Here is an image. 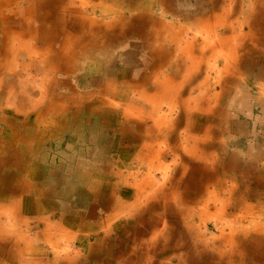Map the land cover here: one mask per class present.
Segmentation results:
<instances>
[{
    "label": "rangeland",
    "instance_id": "1",
    "mask_svg": "<svg viewBox=\"0 0 264 264\" xmlns=\"http://www.w3.org/2000/svg\"><path fill=\"white\" fill-rule=\"evenodd\" d=\"M4 1H6V3L9 2V0H3V2ZM120 1L121 0H64L63 6L60 3L59 7L61 6V13L67 8L64 12L66 15L63 16L61 21L56 22L54 20L53 25H51L54 28V34L57 38L59 33L56 31L61 30L60 22L61 24L62 22L65 23L66 29L64 35L69 36L67 38L61 37L60 40L54 41L56 42L54 48L57 53H64L57 54V60H65L68 64L67 61L69 60L64 52V42L73 37H77L80 40L82 32L86 31L91 24L95 27L94 31H97V27H99L97 19L102 17L101 9L104 8L101 7L100 4L103 3L105 6H116L118 8L120 5V10L116 11L117 14H121L120 12L122 9L127 11L128 14L124 21V34H126L122 36L121 41L113 44V46L97 47V51H95L93 47H90L85 51L86 55L84 54L83 56L81 51V60L73 64V67L75 66L76 68L74 76L72 78L67 75L59 76L61 80L65 82L61 85L62 89H60L64 92H69V86L74 85L76 87V84L78 87L77 91L80 93L82 91L93 92L96 89L101 95L107 85L120 91L121 96L116 94L112 95V93L108 95L113 104H100L99 97H94L93 99L87 100V103L81 102L82 104L76 107L69 104L67 105L72 106L73 109L66 110L62 107L60 110L59 107H61L62 101L60 98L58 99V96L54 93L52 95L54 104L51 105L48 100V105H50V108L53 110L49 112L47 118L44 117L45 119H36V114H31L32 112H39L40 109L37 111H29V113H27L29 114L28 116L25 113L26 109L20 112L17 111L13 97L10 99V103L7 104L5 112H0V121L3 119L1 115L3 117L4 115L8 117L10 122L13 121L8 124L0 122V238H4L0 240V259L9 256L10 259L7 260L6 264H29L30 261L35 258V264H45V262L41 263L36 256L34 257L31 253L27 254L25 257L22 256L23 252L19 249L20 245L18 246V244L14 242L15 240L18 243L21 242L22 234L20 231L24 234L31 233V236H36L37 234H34V231L30 230V227L28 228L29 230L25 229L27 226L22 221L26 219V216L22 215L23 213L20 214L18 207L10 204V202L23 200L20 196L21 194L19 195L21 190H19L20 187L36 188L38 182H41V180L38 181L37 179L40 174L37 173L36 166L56 167L64 165L65 169H68L70 164H75L76 161H80L86 166L96 168L97 173L91 174V177L100 179L99 181L101 182L108 181L107 179L109 178H115V180L119 182L118 191L124 198H120L119 201H104L105 207L103 208L102 206L101 208V213L105 215L104 218L109 216L108 221H105L104 225L101 226V228L104 229L102 234L106 233L109 238L105 240L104 237H101V243L104 244L102 246L103 249H101L108 251V255L104 259L106 261L97 259L99 264H144L143 262L147 264L143 258H146L148 264H211V262L220 260L225 261L227 259L226 261H229L228 259H230V257L233 260L236 259V264H264V248H260L253 252V255L250 256L252 259L247 258L246 243L243 240L244 232H239L240 234L238 232L235 233L236 236H234L236 238L234 237V243L231 246H225L223 239L220 240V237L223 235L220 229L223 230L225 228L227 232H229L230 226H239L240 228L241 222L244 226L245 224L249 225L250 222L257 223L259 221L264 225V214L261 215L258 207L263 204L264 196L256 198L255 192L252 194L249 187L251 180L249 173L257 168L264 170V151L259 152L257 155H252L251 152L248 153L245 155L241 166H238L236 164L237 154L233 153L231 148L236 147V145L240 143L235 140L232 141L231 139L233 136H228L229 138L227 140L222 141V143L228 142V148L223 149L221 143L215 140L222 136L219 122L216 121L210 126L211 128L207 130L206 137L204 138L209 139L213 137L214 141H209V146H205V149H200L195 152L184 150L182 144L185 145L188 143L185 142V138L189 136L199 138L198 134L195 135L192 133L193 126H196L193 124L196 121L194 119H197V116L191 120H187L186 111L181 107H179L180 110H171L170 102H177L176 90L173 87L167 89L159 98L155 99L151 105L145 107V102L142 101L138 103V107L145 111L146 114L141 111L140 114H134V116L137 115L134 121L130 122L126 120L128 122L124 124V121H121L124 111L127 108L126 100L123 102L121 101L125 91L124 81L134 77L136 82L138 81L139 84H142V77L148 68V63H146L145 60L147 57H154L163 46L166 39L170 40L173 38V47L175 48L177 40L183 42L189 38H200L199 41H202V38L206 35L212 40H216L215 43L220 46L221 42L224 41L227 36L232 37L237 32L238 35L239 33L248 34L250 32L248 19L252 17V4L256 3V8L258 9V11L255 10L254 14L256 16L254 17H259L264 14V0H145L143 4H134V6L130 7H122V2ZM48 3L49 2H45V6H48ZM8 15L14 16L10 11H8ZM110 16L105 17L106 21L111 18ZM165 24L169 27L171 26L170 30L163 31L162 27ZM204 24H211L212 27L207 26L208 30L205 29L206 31L202 33L201 31L203 26H205ZM160 25L162 27H159ZM144 26L146 28H144ZM83 27L85 28L83 29ZM88 32L86 39L90 44L94 45L95 43L91 41H96V37L92 33V30ZM209 32H212L211 35H208ZM178 35L181 36L177 37ZM27 37L29 39H34L35 35L28 34ZM142 37L143 39H140ZM41 38L43 39V37ZM93 38L95 39L91 40ZM243 38L246 37L244 36ZM43 40L48 39L45 37ZM42 42L45 41L39 40V45H41ZM257 42L258 41H253L252 38L248 37L247 40L244 41V47L246 46L245 50L244 47H242L241 51L236 54L239 56L237 60L232 62L228 72L225 71L224 73L221 71L225 63V55L221 51L222 49H217L212 55L211 51H208L207 61L203 62L201 66L203 69H206L208 66V70L206 71L210 79V84L209 90L206 93L208 96L205 97H210V102L212 104L207 107V100L201 101L202 107L192 110L193 114L200 111L202 113L210 111L215 107L213 105L215 103L223 105L228 104V106L231 105L229 104V99L237 100L239 97L237 90L238 88L240 89L242 84H244V87H251L255 99L262 96L258 92H264V81H262L264 80V45L257 47ZM184 43L185 42H183V44ZM46 45L48 46V43ZM76 45H79L78 41ZM0 46L2 47H0L1 55L3 42L0 43ZM195 47L198 48L197 46ZM68 49H71L70 46ZM248 49L251 50L248 51ZM176 50L179 51L177 48ZM192 50L193 49H188V53L193 54ZM179 53L177 52V54ZM55 59L56 57H54V60ZM20 60H25L26 62L25 57H21ZM57 60L55 62H58ZM28 62L29 61H27V63ZM243 68L249 71L247 76H244L245 74L242 72ZM109 72L111 76L108 75ZM36 74V78H38L35 82L37 84V91L44 92L46 85L39 84L42 73L39 72ZM112 75L114 76V81H111L113 80ZM204 78V76L200 75L197 77V82ZM92 81L99 82H94V84ZM50 88L53 91V86ZM142 88L141 86L140 89ZM185 88L187 87L185 86ZM58 90L59 87L57 88V91ZM184 92L187 98L189 96L187 94L188 88ZM199 93L200 90L197 89L194 93L196 99H198L197 96H199ZM36 100L39 104V102L43 100V97L38 95L36 96ZM243 101L244 98H240V102L242 103ZM248 103L251 104L252 102H246V104ZM57 107L58 109H54ZM157 108H159V111ZM162 109L163 111H160ZM257 110L256 113H258V116L256 117V114L254 115L247 107L244 111L246 116L240 118L244 123H250V133L247 134L248 127L246 126L243 135H245L244 137L246 139L250 138L251 142L254 138L256 140L258 137H262L259 135L261 132L257 129V122L255 121L256 118H260L261 109L258 107ZM146 111L152 112L153 118L151 121L148 120L145 122L144 126L149 122L152 124V127L147 131L145 129L144 132V127L140 125H143L146 119ZM161 115H165L164 117L166 120L162 126L174 122L177 127L178 120L180 119L177 131L172 132V134H176L174 142L172 143L171 140L173 136L170 134L169 139L162 143V146L167 144L168 147L176 144L179 148L178 153L173 152L172 154L163 156L164 153L159 154L157 148H155L156 153H154L155 151L151 152L152 148L145 147L146 143L150 145H155L157 143L159 145L164 140V138L160 137L161 140L158 143V139L156 138L157 135H155L156 129L153 124L155 117H161ZM230 116V111H228L226 113V122L232 118ZM103 120H106L105 122L109 121L110 124L103 126V122H101ZM62 124L65 125L63 134H58V138L48 136L52 131H54L55 135L57 129L62 131ZM120 124H123V126L126 124L128 127L131 126L135 130L126 132ZM39 125L41 126L40 132L44 131V135H42L43 137L41 138L43 143H39L38 139L37 127ZM83 125H85L83 131L85 136L83 145L85 149H83L82 143L78 142L79 146L82 147L78 150L81 156L80 158H74L70 156L74 154L71 144L73 145L72 140L79 135H77V131L73 130V128L78 130V128L83 127ZM180 125L185 130L179 131L181 128ZM8 126H13L15 130H18V136L15 138L16 141H18L16 144L14 143L15 145L13 148L6 147V149H4L8 144L7 141L10 140L8 139L9 135L11 136L10 131L12 128L10 129ZM50 129H52V131H50ZM80 130L82 133V128H80ZM224 131L226 133L225 135L231 132V130ZM241 136H239V139ZM21 144L24 145L21 146ZM125 144L127 145L124 148ZM188 144L191 146V143ZM262 144L263 143L260 142L259 145ZM168 147L166 151H168ZM252 148H255L256 151L259 150L256 148V145L252 146ZM36 162H38L39 165H37ZM149 171L152 172L150 176L146 174ZM67 176L68 174L66 173L53 175L55 178L53 182H57L58 180L61 181L62 177ZM261 176L264 177V173L261 174ZM229 177L230 182L227 184L226 178ZM263 177L256 175L255 178L264 187ZM143 178H148V183H152V185L155 184L160 188L155 192V189L150 185L141 182ZM189 181H191V183ZM137 186H139V190ZM218 186H223L226 189L223 190L224 188H219ZM218 189H222L223 191L220 192ZM146 192L154 193L152 197L150 195L148 201L146 197H143L142 201L138 202L136 209V194L139 193V196H145ZM127 198L130 201H128ZM205 201L209 202L208 206ZM241 201H248L253 207L245 209V207L241 205ZM77 202L82 204L83 201ZM133 205L135 206L133 207ZM89 208L90 205L86 203L85 210H89ZM243 215L245 216L243 217ZM241 217L243 219H241ZM31 225L34 226V223H31ZM38 231L40 232L41 230ZM200 231L205 234L206 239L210 240L208 243L199 241L200 237L197 235ZM46 232L45 235L47 240H50V236L56 233L52 227H49ZM92 236L91 242H94V235ZM179 236H181L182 240H178L180 244L177 246L176 244ZM195 236H197V239ZM141 239H144L145 243L152 242V245L150 244L152 246L150 260L147 259V244H141L139 242ZM83 241L81 240L80 242L83 243ZM64 242H67V240H64ZM62 245L63 247L60 254L62 257L68 256L69 259V263L66 264H96L95 261L92 263L91 259L83 258L82 255L77 254L76 251L80 248L77 247L76 244L67 242V244L64 243ZM78 245L82 246V244ZM16 246H18V248H15ZM100 247L101 245L98 246V248ZM96 250L98 251L99 249ZM241 251L244 252L246 257L240 255ZM98 255L97 253V256ZM31 257L33 258L30 259ZM240 258V261H242L241 263L239 262ZM3 263L5 262L0 260V264ZM223 264L228 263L223 262Z\"/></svg>",
    "mask_w": 264,
    "mask_h": 264
},
{
    "label": "bare ground",
    "instance_id": "2",
    "mask_svg": "<svg viewBox=\"0 0 264 264\" xmlns=\"http://www.w3.org/2000/svg\"><path fill=\"white\" fill-rule=\"evenodd\" d=\"M45 2H49L48 3L49 5L45 6ZM63 2H64V0H54V1H50V0L49 1H47V0H9V2L6 3V1L3 2V0H0V43L3 42V50H2V53L0 55V112H3V113L5 112L6 106L8 103H10V99L12 97L14 98V104H15L16 110L19 112L26 109L25 113L27 114V113H29V111L30 112L31 111H37L38 109H40L39 112L37 111V112L31 113V114H36V117H37L36 119H39V118H44V117L47 118L49 112L51 110H53L50 108V105H47V107H46V104H48V100L51 103V105L54 104L53 98H52V95L54 93H56V95L58 96V99L60 98L62 101L61 102L62 104L60 105L61 107H59L60 110L62 109V107L66 110L73 109V107H76L77 105L82 104L81 102L85 103L87 100L93 99L94 97H99V103L100 104H108V103L111 104L112 101L110 99V96H108L109 94L112 93V95L116 94L118 96H121L120 91L113 89L112 87H110L108 85L105 87V89L103 90L101 95L98 93V91L96 89L93 92L91 91L92 90L91 89L90 90L91 92H83L82 91L83 93L82 92L80 93L77 91V89H78L77 84H76V87L74 85H70L68 88L69 92H64V91H61L60 89H62L61 85L64 84L65 82H63L61 80V77H59V76L67 75V76H70L72 78L74 76V72L76 70L75 66L73 67V64L76 63V61H80L81 60L80 57H82L85 54V51H87L90 47H93V49H95V51H97L96 50L97 47L100 48V47H106L109 45L113 46V44H116L119 41H121L122 36H125V34H126V33L124 34V29H125L124 21L126 20V15L128 14L127 11L125 9L124 10L122 9L120 12L121 14H119V13L117 14L116 11L120 10L119 9L120 5L118 8L116 6L108 7V6H105L103 3L100 4L101 7H104V8L101 9V16L102 17L97 19L98 23H99V27H97L98 28L97 31H94L95 27H93L91 24L89 26V28H87L86 31L82 32L80 40L77 37H73L72 38L73 40L67 39V41L64 42L65 43V46H64L65 51L64 50L63 51L66 53V57H68V60H69V61H67L68 62V64H67L65 60H62V59L57 60V57H58L57 54H64V53L63 52L57 53L55 51V48H54V45L56 43L54 41L60 40L61 37L67 38L69 36V35L68 36L64 35L65 29H66L65 23L62 22V24H61V22H60L61 30L56 31L57 33H59V36L57 38L55 37L53 26H51V25H53L54 20L56 22L61 21L63 16L66 15V13H64V12L66 11L67 8L64 9L65 11H63V13L60 12L61 6L59 7V5L61 3V5L63 6ZM120 2H122V7H125V6L130 7V6H134V4H136V5L137 4L138 5L143 4L145 2V0H121ZM13 3H15L16 5ZM256 6H257L256 3L252 4V7H251L252 17L248 19V24L250 25V32L248 34L247 33H239V35L237 32L232 37L227 36V38L221 42L220 46H218L215 43L216 40H212L211 38L206 36L205 35L206 33L202 34V35H205V37L202 38V41H199L200 38H198V39L197 38H189L187 40H184L183 42H185V43L183 44V42H180V40H177V42L175 41L177 44L175 48L173 47V42H174L173 38H171L170 40L164 38L166 40L164 41L163 46L158 50V53L154 57H147V59L145 60V62L148 63V68L146 70V73L142 77L143 78L142 84H139L138 81L136 82L134 80L135 79L134 77L129 78L128 80L124 81L125 91L122 95L123 98H121V101L123 102L126 100L128 107L132 110L130 112L132 114H138L141 111H143L138 107L139 106L138 103H140L142 101L145 102L144 103L145 107L147 105H151V103L155 99L159 98L167 89H169L170 87H173L176 90L177 102L176 103L170 102L171 110H176V109H179V107H181L183 110L186 111L187 120H191L193 118V111L192 110L202 107L201 101L207 100V107H209L212 104L210 102V97H205V96H208L206 93L209 90V84H210V79H209L208 73L206 71V70H208V66L206 67V69H203L201 66V64L203 62L207 61L206 59H207L208 51H211V55H212V54H214L215 51H217V49H219V50L222 49L221 51L225 55V58H224L225 63L223 64L221 71H223V73H224L225 71L228 72V70L231 67V63L234 62L235 60H237V57H239V56L236 54L239 53V51H241L242 47H244V45H245L244 41H246L248 37L252 38L253 41H258L256 43L257 47L264 45V14L260 15L259 17H254V16H256L254 14L255 10L258 11ZM201 10H203V9H201ZM8 11H10L14 16H9ZM77 12L81 13L80 11H77ZM196 12H197V10H196ZM183 14H184V12H183ZM110 15H112V16H110ZM108 16H110L111 18H109V20L106 21L105 17H108ZM76 24H77V22H76ZM207 26L212 27L211 24H206L205 26H203V29L201 31L202 33H204L206 31L205 29H207ZM159 27H162V26L160 25ZM84 28L85 27H83V29ZM144 28H146V27L144 26ZM170 28H171V26L169 27L166 24L162 27L163 31H166V30L168 31V30H170ZM215 29H218V28H215ZM89 30H92V33L96 37V41H91V42L95 43L94 45L90 44V42L87 41V39H86V37L88 36ZM141 30L143 31L142 28H141ZM211 33L212 32H209L208 35H211ZM28 34H30V35L34 34L35 38L29 39L27 37ZM40 35H42V36H40ZM221 35H223V34H221ZM163 36H165V35H163ZM180 36L181 35H178L177 37H180ZM244 36L246 38H243ZM41 37H43V39L46 37L48 40H43ZM70 38H71V36H70ZM100 38H104V39H100ZM75 39H78V40H75ZM94 39L95 38H93L91 40H94ZM140 39H143V37ZM39 40L45 41V42H42L41 45H39L40 44ZM77 41L79 42V45H76ZM47 43H48V46L46 45ZM185 45H186V47H185ZM69 46L71 48L70 50L68 49ZM195 46H197L198 48H196ZM43 47H46V48H43ZM155 48H157V47H155ZM176 48L180 51V53H179V51L176 50ZM245 48H246V46L244 47V50H245ZM188 49H193L192 50L193 54H189ZM249 50H251V49H248V51ZM81 51H82V56L80 55ZM176 51L179 54H177ZM198 55H199V57H198ZM21 57H25L26 62H25V60H20ZM54 57H56L55 60H54ZM56 60L58 62H55ZM27 61H29V62L27 63ZM39 72L42 73L41 78L39 77L40 78L39 84H42V85L45 84L46 85L44 92L43 91H39V92L37 91L38 90L36 87L37 84L35 82L38 79V78H36V75H37L36 73H39ZM143 73H144V71H143ZM108 75L111 76V73L109 72ZM200 75L204 76L205 78L203 80L197 82V77H199ZM117 76H120V75H117ZM77 77H78V75H77ZM112 79L113 80H111V81H114V76ZM92 82L94 83L96 81H92ZM98 82L99 81H97L96 83H98ZM140 82H141V80H140ZM51 86H53L54 92L50 88ZM141 86L143 87L142 89H140ZM176 86H177V89H176ZM185 86L188 88L187 94L189 96L187 98L185 97L186 93L184 92L187 90V88H185ZM56 87L57 88L59 87L58 91H57ZM197 89L200 90V93L198 94L199 96H197L198 99H196V97L194 96V93L196 92ZM38 95L43 97V100L40 101L39 104L37 103V100H36V96H38ZM68 104L72 105L73 107L67 106ZM43 106H44V108H43ZM27 108H29V109H27ZM56 109H58V107ZM127 110H129V109H127ZM153 110H155V109H153ZM157 110L159 111V108H157ZM160 111H163V109ZM146 112H147V115H145L146 119H145L144 123L142 122L143 125L145 124L146 121H148V120L151 121L153 118L152 112L151 113L148 111H146ZM143 113L146 114L145 111H143ZM159 114H160V112H159ZM28 115L29 114H27V116ZM164 116L161 115V117H155V121H153V124H154L155 129H156L155 135H157L156 138L158 139V142L161 140L160 137L164 138V140L159 145L157 143L155 145H153V144L150 145V144L146 143L145 147L152 148L151 152L155 151L154 153H156L155 148H157V151L159 152V154L164 153L163 156H167L168 154H172L173 152L178 153L179 148L177 147L176 144L168 147L167 144L162 146V143L164 141H166L167 139H169L170 134H172V132L177 131V128L179 127V120L180 119L178 120L177 127H176V124L174 122H171L169 125L162 126V124H164V122L166 121ZM1 118H3L0 121L1 123H7L8 124V123L13 122V121L10 122L8 120V117H6L5 115H4V117L1 115ZM124 120L121 119V121H124ZM70 121H71V119H70ZM101 122H103V121H101ZM126 122H128V121H126ZM109 124L110 123H108V122L107 123L103 122V126H107ZM122 125L123 124H120V126H122ZM151 125L152 124H150L149 122L146 123V126L144 127L146 129V131L152 127ZM8 127L10 129L12 128V130L10 131L11 136L9 135L8 139H10V140L7 141V143H8L7 145L5 143L6 146L4 149H6V147H12L13 148V146L18 141V140L16 141V139H15L18 136V133H17L18 130H15L13 128V126H8ZM49 128H52V127H49ZM64 130H65V128H64ZM61 132H63V131H61ZM19 133H20V131H19ZM11 138H13V139H11ZM8 139H5V140H8ZM36 140H38V139H36ZM205 140H207V139H200L197 137L189 136V137L185 138V142L191 143V146L188 143L185 145L184 144H182V145H183L184 150L190 151V152H195V151H198L200 149H205V146L206 147L209 146V143H206ZM22 145H24V144H21V146ZM157 145L160 149L157 147ZM167 147H168V151H166ZM148 155H150V154H148ZM151 173L152 172L149 171L146 174L148 176H150ZM147 179L148 178H143L141 182L142 183L144 182V183L150 185L152 188L155 189V192H156L160 187L155 185V184L152 185V183H148L149 179H148V181H147ZM137 188L139 190V186H137ZM153 193L154 192H146L145 196H139V193H137L136 194L137 195L136 196V204H137L136 209L138 206V202L142 201L143 197L144 198L146 197V200L148 201L150 195L152 197ZM133 195H134V193H133ZM241 202H242L241 205H243V207H245V209H250L253 207L248 201H241ZM205 203L207 206L209 205V202L205 201ZM134 206L135 205H133V207ZM236 206H238V205H236ZM258 207H259V211H260L261 215L264 214V201H263V204L258 206ZM244 216L245 215H243V217ZM241 219H243V218L241 217ZM189 227H190V225H189ZM220 230L223 234L220 237V240L223 239L224 245L227 247L231 246L234 243L233 239L236 236L235 235L236 232H238V233L244 232V239L243 240L246 243L245 248H246L248 259L249 258L252 259L250 256L253 255V252L259 250L260 248H264V225L261 223V221H259L257 223L250 222L249 225L245 224V226L241 222L240 228H239V226H236V227L230 226L229 232H227V230L225 228L223 230L222 229H220ZM256 235H259V236H256ZM157 236H159V235H157ZM197 236L200 237L199 241H204L206 243H208V241H210L209 239H206L205 234L201 233V231L198 233ZM197 236H195L196 239H197ZM2 239H4V238H0V240H2ZM178 240L179 241L182 240L181 236H179L177 239V244H176L177 246L180 244V242H178ZM139 242L141 244L145 243L144 239L139 240ZM151 243L152 242L145 243V244H147L146 253L148 255L147 256L148 260H150L149 259L150 258V252L152 249ZM154 250H155V248H154ZM240 255L245 256L244 252H242V251L240 252ZM143 260L146 261L148 264V261L146 260V258L145 259L143 258ZM226 260L225 261L220 260V261L211 262V264H223V262H226L228 264H236L235 263L236 259L233 260L230 257V259H228L229 261H226ZM240 260H241V258L239 259V262L241 263L242 261H240ZM143 263L146 264L145 262H143Z\"/></svg>",
    "mask_w": 264,
    "mask_h": 264
},
{
    "label": "crops",
    "instance_id": "3",
    "mask_svg": "<svg viewBox=\"0 0 264 264\" xmlns=\"http://www.w3.org/2000/svg\"><path fill=\"white\" fill-rule=\"evenodd\" d=\"M242 72L245 74L244 76H247L249 71L243 68ZM253 93L254 92L251 90L250 86L247 88L244 87V84H242L240 89L238 88L237 90V94L239 96L237 100L229 99L230 101L229 104L231 105L228 106V104L223 105L220 103H215L213 104L215 107H213L210 111H206L204 113L200 111V112H195L193 114V118L197 116V119H194L196 120L195 122L193 120L194 122L193 124L196 126H193L194 128L192 133L195 135L198 134L199 138L204 139L206 137L207 130L211 128L210 126L213 125L216 121L219 122V126L222 131L221 132L222 136L220 135L221 138L218 137L215 140L218 141V143L219 142L221 143L223 149L228 148L227 145L228 142L222 143V141L227 140L230 136H233V138L231 139L232 141L235 140L240 143L239 145H236V147L231 148V151L237 154L236 164L238 166H241V164L244 161L245 155H247L248 153L251 152L252 155H257L259 152L264 151V147H262L264 146V139H263L264 92L262 93L258 92L262 96L258 97L257 99L254 98ZM242 97L244 98V101L241 103L240 98ZM246 102H252V103L246 104ZM47 105L48 104H46V107ZM246 106L250 109V111L254 115L256 114V117L258 116V113H256L258 111L257 110L258 107L261 109L260 110L261 116L260 118H256L255 121L257 122L256 123L258 126L257 129H259V131L261 132L259 135L262 137H258L256 140L254 138L252 142L250 141L251 140L250 138L246 139L244 137L245 135H243L246 126L248 127L247 134L250 133L249 132L251 129L250 123L249 124L244 123V121L240 119L242 116H246V114L244 113L245 109H247ZM130 111L132 110L127 105V108L125 109L123 115V120L125 119L124 122L122 121L123 124L126 122V120H129L130 122L135 120L137 115H135L134 117V114H132ZM228 111H230V115H231L230 117L232 118H230V120H227L228 122L227 123L226 113ZM105 121L103 120V122ZM64 126L65 125L62 124V131L64 130ZM84 126L85 125H83V127H80L82 128V133L80 128H78L77 130L72 127L73 130L77 131V135L80 136V137L77 136V138L72 140L73 145L71 144V147L72 150L74 151V154H71L70 156L74 158H80L81 156V154L78 153V150H80L82 147L79 146L78 142H81L83 145L85 141V136L83 134ZM140 126L145 127L142 124ZM40 127H41L40 125L37 127V133L38 135H40L38 137L39 143H41V138L43 137L42 135H44V131L41 132L39 131L41 130ZM130 127H128L125 124L123 126V129L126 132L135 130L133 127L131 128ZM180 127L181 128L179 129V131L185 130L181 125ZM143 129L145 132V128ZM224 130H229V131L231 130V132L228 135H225L226 133ZM50 131H52V129H50ZM60 132L61 131L57 129L55 135H54V131H52L51 134L49 135L47 134V135L53 136L54 138H58L59 137L58 134H63V132L61 133ZM172 136L173 138L171 141L173 143L176 134H172ZM239 136H241L240 139ZM205 141L209 143V141H214V139L212 137ZM260 142H262L263 144L259 145ZM126 145L127 144L124 145V148L126 147ZM255 145L256 148L259 149L258 151H256L255 148H252V146ZM83 149H85L84 145H83ZM36 163L37 165H39L38 162ZM40 166L38 167L36 166V168H37V173L40 174L37 177V179L38 181L41 180V182H38L36 188L34 187L26 188L24 186L20 187L19 190L20 189L21 190L19 192V195L21 194L20 196L23 198V200L12 201V203L10 202V204H13L15 207H18L20 214L23 213L22 215L26 216V219L22 221L27 226L25 227V229L29 230L28 228L30 227V230H33L34 234H37L36 236L35 235L31 236V233L24 234L22 231H20L22 234L21 242L18 243L16 240L14 242L17 243L18 246L20 245L19 249H21L23 252L22 256L25 257L27 254L31 253V255H33L34 257L36 256V258L41 263L45 262V264H66L69 263L68 256L62 257L60 254L63 247L62 244L64 243L67 244V242H72L73 244H76L77 247L80 248L79 250L76 251L77 254L82 255L83 258L91 259L92 263L95 261L96 264H99V262H97V259L104 260L105 257L108 255V251L102 250L103 249L102 246L104 244L101 243V237H104L105 240L109 238V236L106 235V233L102 234V231L104 229H102L101 226L104 225L105 221H108L109 216L104 218L105 215L101 213V208L102 206L103 208L105 207L104 201H119L120 198L124 199L122 194L119 193L118 191L119 182L116 181L115 178L113 179L109 178L107 179L108 181L101 182L99 181L100 179L91 177V174L93 175L94 173H97V169L94 167L86 166L83 162L80 161H76L75 164L73 163L70 164L68 166V169H65L64 165H60L56 167L53 166L47 167L42 165ZM59 173L62 174L66 173L68 174V176L62 177L61 181L58 180L57 182H53V180H55L53 175ZM263 173L264 170L258 168L254 169L251 173H249V175L251 176L250 177L251 180L249 184L250 191L252 194H254L255 192L256 198H260L261 196H264V187L255 178L256 175L263 177L261 176V174ZM229 180L230 177L226 178L227 184L230 182ZM189 182L191 183V181ZM219 188H224L223 190L226 189L223 186ZM218 190L220 192L223 191L222 189L221 190L218 189ZM256 198L255 200L257 201ZM127 200L130 201L128 198ZM77 201H83V202L82 204L81 203L79 204ZM86 203L90 205L89 210H85ZM31 223L32 224L34 223V226L31 225ZM49 227H52L56 231V233L54 235H51L52 237L50 236V240H47L45 234L47 233L46 230H48ZM38 230L41 231L39 232ZM87 230L89 233L87 232ZM89 230L95 232H90ZM92 235H94V242H91V239L93 237ZM64 240H67V242H64ZM81 240L82 241L84 240L83 243L80 242ZM78 244H82V246ZM99 245H101L100 248H98ZM18 246H16L15 248H18ZM96 249L99 250L97 251ZM97 253L99 254L98 256ZM32 258L33 257H31L30 259ZM8 259H10L9 256L7 258L5 257L4 259L1 258L0 260H2V262H5L3 264H6ZM35 260L36 259L33 258L29 264H35ZM21 264H25V263H21Z\"/></svg>",
    "mask_w": 264,
    "mask_h": 264
}]
</instances>
